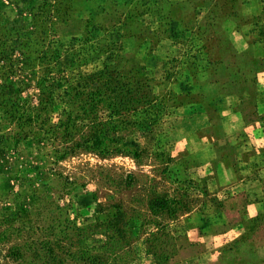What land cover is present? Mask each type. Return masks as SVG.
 Masks as SVG:
<instances>
[{
    "label": "rangeland",
    "instance_id": "obj_1",
    "mask_svg": "<svg viewBox=\"0 0 264 264\" xmlns=\"http://www.w3.org/2000/svg\"><path fill=\"white\" fill-rule=\"evenodd\" d=\"M0 264H264V0H0Z\"/></svg>",
    "mask_w": 264,
    "mask_h": 264
},
{
    "label": "crops",
    "instance_id": "obj_2",
    "mask_svg": "<svg viewBox=\"0 0 264 264\" xmlns=\"http://www.w3.org/2000/svg\"><path fill=\"white\" fill-rule=\"evenodd\" d=\"M246 204H247L246 205V210L250 211V210L256 208L255 205L261 204V201H259V200L258 201H254V199H252V200L248 201Z\"/></svg>",
    "mask_w": 264,
    "mask_h": 264
},
{
    "label": "trees",
    "instance_id": "obj_3",
    "mask_svg": "<svg viewBox=\"0 0 264 264\" xmlns=\"http://www.w3.org/2000/svg\"><path fill=\"white\" fill-rule=\"evenodd\" d=\"M91 137V138H90ZM89 138L90 139H85V140H83L82 142H88V141H90L91 142V145L92 146H97L98 145V143H99V140L97 139V136H89Z\"/></svg>",
    "mask_w": 264,
    "mask_h": 264
}]
</instances>
